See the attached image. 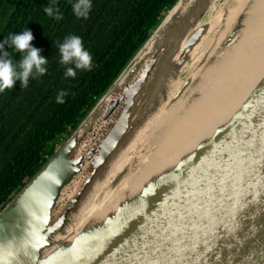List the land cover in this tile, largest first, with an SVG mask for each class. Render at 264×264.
I'll return each mask as SVG.
<instances>
[{"label":"water","instance_id":"1","mask_svg":"<svg viewBox=\"0 0 264 264\" xmlns=\"http://www.w3.org/2000/svg\"><path fill=\"white\" fill-rule=\"evenodd\" d=\"M234 6L164 13L0 210V264H264V0Z\"/></svg>","mask_w":264,"mask_h":264},{"label":"trees","instance_id":"2","mask_svg":"<svg viewBox=\"0 0 264 264\" xmlns=\"http://www.w3.org/2000/svg\"><path fill=\"white\" fill-rule=\"evenodd\" d=\"M176 0H91L87 17L77 18L76 0H0V42L30 30L32 45L48 59L47 73L19 80L0 92V210L48 161L105 92ZM59 8L62 19L45 13ZM82 37L92 55L91 70L64 75L59 45ZM14 63L24 55L7 49ZM68 95L57 103L58 93Z\"/></svg>","mask_w":264,"mask_h":264},{"label":"clouds","instance_id":"3","mask_svg":"<svg viewBox=\"0 0 264 264\" xmlns=\"http://www.w3.org/2000/svg\"><path fill=\"white\" fill-rule=\"evenodd\" d=\"M73 13L77 18L87 19L91 9V0H76L72 5ZM44 11L49 16H55V19H62V13L59 8L53 5L45 6ZM34 36L30 30H24L21 33H13L5 37L0 42V92L6 89H12L17 80L20 81L21 87H27L30 78L43 76L47 73L45 67L48 59L42 56L41 49L32 45ZM7 49H14L17 52L24 53L23 57L14 63L11 53ZM61 55L60 63L64 65H74L67 67L64 75L75 78L76 70H91L92 55L85 49L82 37L71 35L65 38L64 42L59 45ZM68 93L61 90L57 97V103H64V98Z\"/></svg>","mask_w":264,"mask_h":264},{"label":"bare ground","instance_id":"4","mask_svg":"<svg viewBox=\"0 0 264 264\" xmlns=\"http://www.w3.org/2000/svg\"><path fill=\"white\" fill-rule=\"evenodd\" d=\"M231 1V3H232V5H235L234 7H233V10L232 11H230V12H227V10H226V18L224 19L225 21H224V26H225V24H226V22H227V20L230 18V16H231V13L232 14H234V12H235V10L237 9V7L239 6V4L241 3V2H243L244 0H230ZM214 19H213V21L214 22H218V20H219V18H217V17H213ZM217 28H219V26L217 25ZM210 30H212V31H215V28H213L212 27V25H210L209 27H208V29H207V32L208 31H210ZM258 70V69H257ZM241 97H242V95H241ZM191 126L192 127H190V126H186L185 125V128L186 129H190L189 131H194L196 128V122L195 121H192V123H191Z\"/></svg>","mask_w":264,"mask_h":264}]
</instances>
